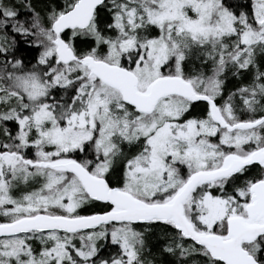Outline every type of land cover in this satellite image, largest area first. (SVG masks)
<instances>
[{"label":"snow or ice","instance_id":"1","mask_svg":"<svg viewBox=\"0 0 264 264\" xmlns=\"http://www.w3.org/2000/svg\"><path fill=\"white\" fill-rule=\"evenodd\" d=\"M0 264H264V0H0Z\"/></svg>","mask_w":264,"mask_h":264},{"label":"trees","instance_id":"2","mask_svg":"<svg viewBox=\"0 0 264 264\" xmlns=\"http://www.w3.org/2000/svg\"><path fill=\"white\" fill-rule=\"evenodd\" d=\"M57 2H59V0H57ZM233 2H234V0H233ZM240 2H242V3H243V2H244V0H240Z\"/></svg>","mask_w":264,"mask_h":264}]
</instances>
